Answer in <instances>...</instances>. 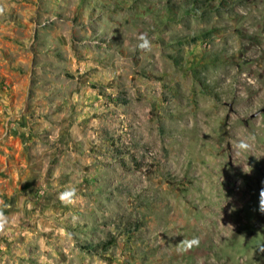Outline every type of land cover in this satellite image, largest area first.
<instances>
[{
  "label": "rangeland",
  "instance_id": "374dc122",
  "mask_svg": "<svg viewBox=\"0 0 264 264\" xmlns=\"http://www.w3.org/2000/svg\"><path fill=\"white\" fill-rule=\"evenodd\" d=\"M192 1L0 0V264H264V0Z\"/></svg>",
  "mask_w": 264,
  "mask_h": 264
},
{
  "label": "clouds",
  "instance_id": "9594fccd",
  "mask_svg": "<svg viewBox=\"0 0 264 264\" xmlns=\"http://www.w3.org/2000/svg\"><path fill=\"white\" fill-rule=\"evenodd\" d=\"M4 11L3 8H0V14ZM139 43L137 47L144 52L152 51V42L148 38L146 33H142L138 36ZM254 139V138H250ZM235 148L237 153L248 151L251 148V144L249 143V139H240ZM58 199L65 206L75 205L81 197L77 195V189L75 187L66 188L64 191L58 194ZM10 205L4 204L3 201H0V236H6L8 234V229L14 227L17 223L15 215L6 214V209L9 208ZM258 211L264 213V187H262L259 191V207ZM200 244L199 237H193L188 240H181L177 244V251L179 253H186L193 249L194 247H198ZM43 259V258H42Z\"/></svg>",
  "mask_w": 264,
  "mask_h": 264
},
{
  "label": "trees",
  "instance_id": "16d2710c",
  "mask_svg": "<svg viewBox=\"0 0 264 264\" xmlns=\"http://www.w3.org/2000/svg\"><path fill=\"white\" fill-rule=\"evenodd\" d=\"M192 4H193V5H196V4H197V6H193L192 8H188L187 11H186L187 14H191V13H193L195 10H200V9H203V8L208 7V6H206V5H205L202 1H200V0H193V1H192Z\"/></svg>",
  "mask_w": 264,
  "mask_h": 264
}]
</instances>
